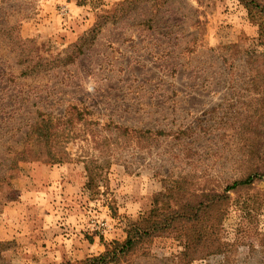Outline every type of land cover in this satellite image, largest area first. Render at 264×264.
<instances>
[{"label":"rangeland","instance_id":"rangeland-1","mask_svg":"<svg viewBox=\"0 0 264 264\" xmlns=\"http://www.w3.org/2000/svg\"><path fill=\"white\" fill-rule=\"evenodd\" d=\"M127 1L0 0V264L98 256L153 209L199 221L186 222L184 238L175 223L122 264H264V0L120 11ZM38 113L71 117L55 131L69 162L11 167ZM114 126L156 135L144 147L100 143ZM80 157L107 165L98 188H85Z\"/></svg>","mask_w":264,"mask_h":264},{"label":"trees","instance_id":"trees-1","mask_svg":"<svg viewBox=\"0 0 264 264\" xmlns=\"http://www.w3.org/2000/svg\"><path fill=\"white\" fill-rule=\"evenodd\" d=\"M140 1L152 2V5L155 9L161 4L159 0H133L131 2L127 1L120 3L118 5V9L122 11V9L125 8L126 12V8H129L133 5V3ZM245 4L247 7L249 6L248 3ZM114 11H117V7ZM126 13H122L119 18L123 17ZM104 19L115 20L116 16L114 14H109L107 16H98L94 26L89 31H87L78 40V42H76L72 46L71 54H68L63 58V61H65V63H68L70 59H73L74 53H76V55L83 54V49L89 47L95 41L97 35L100 33V29L104 23ZM40 61L41 60H37L33 67L28 68L29 72L26 71V73L24 72V74H35V71L33 70L39 67ZM77 114L80 115L79 112H77ZM52 119L53 118H51V116L48 114L46 115L43 113H38L36 122L30 127L28 132L25 134L23 142L24 148L14 153L11 159V167H16L20 162L29 161H41L47 163L69 162V154L63 151L62 147L60 148V150H56V146L59 145V138L61 136L56 134L55 131L59 124H70L72 119L69 116L66 119L63 118L59 120L57 123L52 122ZM113 128H115L116 135L114 137L101 138L99 139L100 143L107 146L109 142L116 143L118 140L124 139L125 143L144 147L148 146L149 140L152 138V136L156 135L155 133L149 130H136L121 126H114ZM104 153L107 156V160L105 163L108 165L109 161L111 160V151H105ZM77 160L83 164L84 171L87 175V182L85 184V188H87L88 190L98 188V179H101L102 171L107 167V165L105 166L103 164H99V159L97 157H80ZM252 181L253 179L250 176L243 181L235 182L230 187V189L232 190L237 186L249 185L252 183ZM201 204L202 202H198L195 204L197 207H199V210L201 208ZM192 210L196 211L198 209L192 208L189 210V212H191ZM190 220L196 223L197 221H199V218L195 215L192 218L190 216L185 217V215L180 216L177 214V212L172 213L171 215L157 214L156 210L153 209L146 218H142L139 221L132 223L128 227L126 231V238L124 241H115L106 245L105 251L98 256L86 258L84 261L81 262L73 263L67 261L63 264H122V262L126 260L128 256L133 255V253L138 248H142L146 242H149L152 238L157 236L159 232L170 230V227H173L174 229V224L177 222L180 224V227L177 229L178 236L184 238L187 234H189L188 232L184 234V230L186 222ZM182 222L185 223L184 227H182L181 225ZM197 231L198 229L193 230V232ZM195 236L196 239L201 238L198 233L192 235V237ZM100 241L102 242V239H100ZM185 246V251L181 255L182 258H180L181 262L187 261L189 259L188 256L191 255V252L189 251V246Z\"/></svg>","mask_w":264,"mask_h":264},{"label":"crops","instance_id":"crops-1","mask_svg":"<svg viewBox=\"0 0 264 264\" xmlns=\"http://www.w3.org/2000/svg\"><path fill=\"white\" fill-rule=\"evenodd\" d=\"M55 171H53V173H54Z\"/></svg>","mask_w":264,"mask_h":264}]
</instances>
